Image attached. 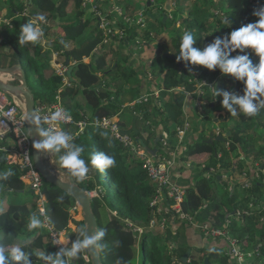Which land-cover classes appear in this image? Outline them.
Listing matches in <instances>:
<instances>
[{"label": "trees", "instance_id": "1", "mask_svg": "<svg viewBox=\"0 0 264 264\" xmlns=\"http://www.w3.org/2000/svg\"><path fill=\"white\" fill-rule=\"evenodd\" d=\"M10 1L12 7L8 15L14 17L11 20V24H0V41H2V38H6L7 47L10 49L8 53L10 59H8L7 65L20 62L23 64L27 76L31 72L37 77L40 93H37L35 88L31 87L35 93L36 103L52 102L57 91L61 89L68 110L76 119H82L87 117V114L77 104L78 96L82 94L92 108V119L117 116L122 128L126 129L128 123L126 118L122 119V115L127 113L130 119L133 116L130 112L124 110L125 106H123L119 98L123 92H130L133 88L123 86L119 89L118 95L115 96L117 98H113L111 97V89L108 87L104 88L101 79L102 77H110L115 70L120 71L115 77L116 80L117 78L120 80L122 77L136 75L137 71L130 66L126 68L121 66L120 61L108 67L105 55L102 52H94L102 41L103 33L98 28H95L88 35L86 34L89 23H87L88 21H83L84 9H82V0H74L75 8L72 17L66 11L70 0ZM223 1L232 16L231 26L230 24L224 26L225 36L232 30L239 29L241 26L255 22L258 19L252 15L254 7L251 6L249 0ZM128 8L133 9V12L136 10L134 5H129ZM141 10L139 8L138 12ZM25 11L27 12L26 15H24ZM145 11L144 13H148L147 11L150 10L146 8ZM136 12L133 13L134 16ZM173 12L176 14V9ZM37 14H43L46 19L57 22V25L65 32L64 35H61L55 41L54 49L62 51L60 54L61 60L66 62L65 59H70L72 63H75L73 64L75 68L71 86L62 87V76L58 75L52 67L51 58L48 52L43 50L40 41L35 44L27 43L23 46L18 43L21 26ZM191 14L193 19L191 25L197 29V36H199L194 46L203 49L207 45L206 43L205 46L201 45L203 42L202 34L209 32L211 28H217V25H213V22L211 23L213 15L209 11L207 0H204V4L201 6L195 4ZM160 19V26L167 24V21L164 22V17ZM46 23H44L45 33L49 29ZM137 30L138 24H133L127 30L130 33L129 39L138 35L136 33ZM63 42H65L64 45H62ZM180 43L181 39L175 41L173 51L178 55ZM247 51L251 52V50ZM235 54L233 53V55ZM23 56L26 60V65L22 61ZM85 57H91V62L86 63ZM251 58L254 63L258 62L259 58L254 54ZM167 60L162 55L158 57L157 61L161 65V70L165 72L163 87L159 90L161 97L153 101L154 107L165 116L162 129H159V134L170 137L168 141L169 152H174L175 150L182 159L187 157V155L209 153V157L203 163L202 169L204 171L200 174L197 183L184 186L186 196L182 204L183 212L189 215L192 220L181 219L173 212L166 213L169 218L174 219L172 222L173 227L169 223L170 225L166 228L171 231L165 236L155 233L151 223L153 217L158 219L162 212L151 206L156 186L143 170L142 162L137 153L133 150H131L132 152L128 150V153H126L127 148L117 138L107 135L102 129L92 124L86 132L88 143H82L83 137L76 142L78 146L84 149L82 154L86 163L89 164L90 176L82 182H79L76 177L72 178L90 194L99 230H106L105 237L98 242L103 246L100 249L101 261L103 264H116L118 259H122L125 264H180L179 256L181 257L189 248H192V252L197 249L196 251L199 254L197 252L198 256L191 254L188 264H204L207 256L210 264H213L212 258L219 259V264H236L232 256L223 255L220 251H217L218 241L224 239L226 245L229 244V241L225 238L212 236L205 238L202 232H197L200 230L194 224L203 222H208L211 226L227 229L233 236L237 234L246 235L247 238L238 237L241 242L245 239L254 242L259 237L261 243L256 247L261 249L262 255H264V220L258 219L264 216V210L259 211L258 214L253 210L252 213H245L239 216V218H243V223L240 225L237 218L231 216L232 213L237 214V211L248 212L251 210L253 202L254 205L261 202V191L264 189V173H261V178L253 179V177L257 172H262L264 169V137H262L263 134H260L259 130L260 127L264 126V109H261L255 116H245L238 111L235 116L231 115L235 118L234 125L229 127L227 125L222 126L221 120H224L225 123L228 119L216 116L214 111L219 102L216 101L212 105L214 102L212 100V91L209 88L210 86L205 85L204 88L208 89L209 94H207L211 97L209 98L211 101L204 105L201 117L204 118L203 120L206 123L208 121L214 122L216 129L211 134H206V126L204 125L203 130L196 134L198 137H194V148L186 151L184 146L186 144L191 145L189 143L190 135L179 144L177 131H171L172 125L180 123L185 115L183 108L186 96L190 94L195 96L197 94L195 91L197 90L198 80L214 82L219 77H226V75L219 68L213 71L200 65L193 66L189 64L191 71L186 67L179 69L178 65L177 67L169 65V68H165L161 63ZM193 71L198 73L197 80H192ZM108 85L106 84V86ZM242 85L243 83L239 82L237 89L240 90ZM182 86H184L183 89L181 88ZM137 107L139 108L140 106H134L132 110L138 116V133L131 130L132 127L128 130L131 131L130 135L139 145H142L140 138L148 144V140L144 139L138 127V122L139 120L143 123L147 122L149 117H151L152 111L151 109H144L140 113L137 111ZM145 126V129H147L150 128L151 124L148 123ZM152 133L157 136V131ZM217 134L222 135L225 140L215 141ZM211 137L214 138L213 143L208 142ZM217 143L224 144L217 146ZM160 144L161 139L157 146ZM7 146V140L0 139V173L7 170L13 172V175L8 180H0V244L6 247L19 246L31 255L32 264H45L44 261L36 256V252L44 250L48 252V255H55L61 249L70 251L72 244L81 238L79 232L82 228L85 229L84 221L77 220L74 217L72 211L76 205L75 199L65 191L44 180L45 184H47L44 188V194L47 196L44 206L49 221L53 224L55 230L66 234L70 242L65 248L57 246L50 230L45 225L42 228L30 231L27 224L32 214H37L42 220V216L39 213L40 207L37 205L40 196L23 180L22 174L24 172L20 167L7 163L6 152L3 150ZM93 146H96L99 152H105L113 156L115 158L114 167L107 169L105 173H101L92 167L90 158L94 152L90 149ZM187 152L188 154H186ZM244 172H247L246 175H244ZM103 174L105 175L104 179L102 177ZM223 175L231 177L233 184L229 185V183L225 182L222 188L226 187V192L222 194L223 189L219 191L217 187L213 186L212 177H214L215 182L221 183L225 178ZM251 178L253 179L252 187L246 188L244 183L251 180ZM104 180L107 182V186L103 183ZM106 189L109 192H106ZM95 190H99L101 193L93 195ZM11 194H25L32 199L29 202L22 203L21 206L23 207L17 208L15 203L18 200L12 202L10 200ZM6 200H9V208H3V203ZM20 202L22 201L20 200ZM105 207L110 211L108 220L103 218V209ZM230 217L232 218V223L229 221L227 225ZM71 223L75 227H72ZM138 228L143 229L142 234L139 233ZM172 229H175L176 233H173ZM182 236L187 237V242L181 246H179L181 243H178V246L170 251L166 243L169 244V242L176 241L177 244ZM195 237L197 238L195 239ZM210 238L216 239V241H212ZM62 258L66 261V264H91L88 250H84L77 257L64 256ZM262 261V264H264V259Z\"/></svg>", "mask_w": 264, "mask_h": 264}, {"label": "rangeland", "instance_id": "2", "mask_svg": "<svg viewBox=\"0 0 264 264\" xmlns=\"http://www.w3.org/2000/svg\"><path fill=\"white\" fill-rule=\"evenodd\" d=\"M109 1L111 2V4H110L111 6L108 7L107 6L108 3L106 2V0H99V8L103 9V10H106L108 8V10H106L108 12V16L107 17L104 16V19L108 18V22L113 23L115 25V27H116L115 34H117V38L115 39L114 37H112L108 33H105V35H104V32H102L103 38L105 36H109V37H106L107 42H104V44H103L102 53L105 55V57L107 59L108 67L116 64L117 61H120L119 62L120 65L124 66L125 68L127 66H130L131 68L137 67V70H136L137 74L136 75L135 74L129 75V77L128 76L122 77L120 80H119V78H117V80H116L115 77H116V75L119 74L120 71L115 70L114 74H112V76H110L111 78L102 77L101 81L103 82V87L104 88L108 87L109 89H111V97H113V98H117L115 96L118 95L119 89L121 87H123V86H125L127 88L132 87L133 88L132 91L123 92L120 95L119 100H121L123 106L126 103H130L128 106H125V107H130L129 110H131V111H133L132 108L134 106L135 107L140 106L139 108L137 107V111L140 113H142V111L144 109H151L152 112H151V117H149V120L145 123H143L141 120H139L138 127H139L140 131H142V133H143V130H142L143 126L145 129L146 128L145 124L150 123L151 124L150 128L145 129V132L152 133V132H156L158 130V132L160 133L159 129H162V123L164 122L163 120H164L165 116H164V114H161V112L159 113L158 109H156L154 107L153 101L150 102V100H151L150 97H161L159 90L163 87V80H164V76H165V72H163L161 70V65L159 63H157L158 57L163 55V53L167 47H169L170 51L172 53H174L173 51H174L175 41L178 39L180 40L182 37V34L185 31L193 32L194 35L196 36L197 40L199 39V36H197V29L191 25L192 21H193L191 11H192L195 4H197L199 6L204 4V0H172L173 5H174V9H176V12H177L176 14H174V12H173L174 9L170 10V11H166L164 9V7H163L164 3H165L164 0H160V1L159 0H150L152 2V4L150 6H146L149 0H109ZM10 2H11L10 0H0V5H1L0 15H1V17L5 18L6 14H8L10 12V8L12 7ZM224 4H225V2L223 0H207V6L209 8V11L213 15L212 19H211V23L213 22V25H217V28L216 27H214L215 29L211 28L209 32H205L202 34V38H203V42L201 43L202 46L203 45L205 46V43L207 45V44L213 42V40L216 36H219V37L225 36L224 35L225 34L224 26L228 25V24L224 23V20L227 18L229 20V22L231 23L232 16H231V12H228V10L226 9ZM129 5H134V7L136 9L135 11H137V12H138L139 8L142 9V7L144 8L143 9L144 11L146 10V8H148L150 11H147L148 13H144L143 16L141 13L137 14V12H136L137 15L135 14V16H136L135 17L133 15V13L135 11L133 12V9L128 8ZM74 8H75V2H74V0H70L68 6L66 8V11H67L68 15L71 17L73 16ZM92 8L93 7H91L90 4H88L86 0H82V9H84L83 21H85V22L88 21L87 23H89V26H88L87 32H86L87 35L92 31V29H95V28L99 29V20L97 19L95 11H92ZM163 11H165V13H167V24L166 25L163 24L162 26H160L161 25V19L160 18L162 17ZM149 12L154 13L153 16L155 17V19H153L152 16H151V18H149V16H150ZM114 20H115V22H114ZM46 21H47L46 25L49 26L48 32L45 33L46 29H44V23L41 24V28L44 32L46 42H51L52 41L51 39H55L54 41H57L63 33L62 30H60L62 33L59 32V29L61 27L59 25H57L58 24L57 22L51 21L50 19H46ZM105 21H107V20H105ZM133 24H138V30L136 31V33H138V35L134 36L132 39H129L130 33L127 30L129 28H131L133 26ZM230 26H231V24H230ZM234 28H235V26H234ZM149 29L151 31H147ZM149 32L151 35L149 34ZM148 34H149V36H148ZM2 40L7 42L6 38L5 39L2 38ZM42 41H43V39L41 38L40 39L41 44H42ZM0 42H2V41H0ZM69 43H70V41H69ZM51 44H52V42H51ZM249 50H251V49H249ZM6 51H7L6 48L0 49V56L4 55L5 61L7 58L6 56L8 55L7 53H4ZM53 53H57V52L56 51L53 52L52 49L48 51V54L51 56H53ZM15 55H17V54H15ZM16 57H18V56H16ZM109 57L111 59H109ZM124 58H127V59H124ZM2 61H3V59H0V65L5 64V61H3V62ZM22 61H23L24 65H26V60H25L24 56L22 58ZM90 62H91V58H87L86 63H90ZM161 64H162V66L164 65L165 68L166 67L169 68L170 66L177 67V64L174 61H171L169 59L167 61H163ZM197 66H199V65H197ZM128 72H130V71L128 70ZM197 74L198 73L193 71L192 80H197V78H198ZM27 77H28L29 85L31 87H34L37 93H40V89L38 88L39 82H38L37 77L31 72L28 73ZM112 80H113V82L110 84V82ZM206 82L207 81H205V80H202V81L198 80L197 81V90L195 91L197 94L195 96H193L192 94H190L189 96H186V100H185V104H184V108H183L185 115L182 117V120L180 121V123L174 124L171 127V131L172 130L177 131V137L179 139V142H178L179 144L182 143L184 138H186L189 135H190V138H193L192 140H194V133L199 132L200 130H203L204 125L206 126V132H205L206 134H211V132L214 131V129H216L214 122L208 121V123H206V121L203 120L204 118L201 117L204 105L211 101V99H209L211 97L208 96V94H209L208 89L204 88V86L206 85ZM106 84H109V85L106 86ZM237 84H239V81H237L231 75H229V76L226 75V77L222 76V77H219L214 82H210L209 85L211 87H209L207 85L212 91V94H213L212 100L219 102L217 104V106L215 107L216 110L214 111L216 116L220 117V118H227L228 119L227 122H225V123H224V120H221L222 126L227 125L229 127V126L234 125L235 118L232 117L231 114H229L230 112H228V110H226L222 106L223 97L222 96L215 97L214 91H215V89H219L221 91H227V92H229V94L235 93L238 95H243L244 94V92H243L244 86L242 85V88L239 90V89H237ZM181 88L183 89L184 86H182ZM116 90H117V93H116ZM82 97H83L82 94H80L78 96L77 104L83 111H85L84 110V106H85L86 110L88 111L87 117L92 118V116H91L92 108L88 109L89 104L87 103L85 97H84L85 100ZM122 97H140V98L135 99L131 102H127ZM189 97L190 98L192 97V98H194L195 101H198V104L196 105L195 109L192 106L187 107V114L193 113V115H192L193 119H190V117L186 114V105H187V100ZM147 104H148V106H147ZM122 116H123L122 119L126 118V122L128 123L127 124L128 128L132 127L131 125L133 123V119H130V116H128L127 113L122 115ZM154 126L155 127L157 126L158 128L157 127L154 128ZM259 130L261 132L260 134H263L262 137H264V126L260 127ZM87 136L88 135L86 134L82 138V143H85V142L88 143ZM152 136H154V135H152ZM166 136L165 135L160 136V138H163L161 144L158 146V147H160L161 150L165 149L163 140H165L166 142H168L170 140V137H168V136L166 137ZM194 141H192L190 143L191 145L186 144L184 146V149L185 150L193 149L194 148V145H193ZM215 141H218V140H215ZM223 144L224 143H221V144L217 143V146H220V145L222 146ZM259 145H261V144L259 143ZM90 150H93L94 153L99 152V149L96 146H93ZM128 150L131 151L130 148H127L126 153H128ZM186 154H188V152ZM193 156H194V154H193ZM193 156L187 155V157H184V161L185 162L188 161L189 163H188V165L186 163V165L184 167L180 168V169H182L183 173H185V174L173 177V181L175 183H177L181 186H186V185H191V184L197 183V181L199 180L200 174L204 171L202 168H203V163L205 162L204 161L205 159L202 160L204 162H202V164H200L201 162L197 163L196 162L197 160H195V158H193ZM57 159H58V156H57ZM180 161H182V158L180 159V157L177 155V162L180 163ZM96 170H98V169H96ZM259 172H260V176H261V173H263V171L262 172L259 171ZM186 173H188V175H186ZM246 173L247 172H244V175H246ZM206 175H207V173H206ZM223 176L225 178L221 183L215 182L214 177H212L213 186L217 187L219 191H221L223 189L221 192L222 194L224 192H226V190H225L226 187L222 188L223 185H225V182L229 183V185L233 184L231 177H228L227 175H223ZM102 177L104 179L105 175L103 174ZM103 183L106 184L105 186L108 185L105 180ZM153 184L155 185V183H153ZM46 185L47 184L44 183L43 191H44V188L46 187ZM244 185H245V183H244ZM250 187H252V184H250ZM247 188H249V187H247ZM106 192H109V190L106 189ZM99 193H101V192H99V190H98V192L94 193L93 195H99ZM261 193H262L261 202L259 204L257 203L256 205H254V202H253L251 205V210L248 211L249 213H252L253 210H255L256 213L258 214L259 213L258 207L260 205H262V207L260 206L261 208H264V189L261 191ZM37 195H39V194H37ZM10 196H11V198L16 196L17 198H19L17 200L19 202L21 200L22 203L29 202L32 199L29 195H25V194H16V195L11 194ZM41 201H42V199L40 196V199L37 201V205L39 207H40ZM169 208L170 207L167 205L165 207H163L162 208L163 213L159 216L157 221L155 218V222L151 223V227L155 233L163 234L165 236L168 234L169 231H171V230L166 229L167 226H169L170 224L173 227L172 222L174 221V219H171V217L169 218L167 215H165V211H167V209H169ZM23 210H25V208H23ZM73 214L77 220L82 219V211H81V208L79 206H78V209H76V210L73 209ZM109 216H110V211L105 207L103 209L104 220H108ZM231 216H233V218L234 217L237 218V220L239 221V225L243 223V218H239L238 211H237V214L232 213ZM258 219L263 221L264 216H262ZM229 221L232 223L231 217L229 218L227 223ZM42 222H43V225H45V219L43 218V216H42ZM206 223H208V222H206ZM70 225L72 227H75V225L72 223ZM172 230H173V233H176L175 229H172ZM228 230H230V229H228ZM259 231L261 232V230H259ZM197 232H201V231H197ZM225 234H226L225 235L226 238L231 243V247L235 246V247L241 248L243 260H242V262H240L237 258H235L236 264H256L257 262H258V264L263 263L262 260L264 259V255H262L261 249H258L256 247L258 244L261 243L259 237L256 238V241H254V242L248 241L247 239H245V240H243V243L241 246L239 244L240 239L238 237L247 238L246 235L237 234V235L233 236L231 234V232H229V231H225ZM205 236H206L205 238L208 237L207 235H205ZM53 240L56 243V245L60 246L61 248L67 247L69 242H70L69 238L64 233L61 234L60 239L58 238L57 240H55L53 238ZM187 240L188 239L186 236H182L179 238L180 242H177V244H176V241H174V242L172 241V242H169V244L166 243V245L168 246L169 250L171 251L174 247L178 246V243L179 244L181 243L179 245V246H181L185 242H187ZM210 240L216 241V239L213 240V238H210ZM218 243H219V245H218L217 251H220L223 255H227L228 245H226L225 240L221 239V241H218ZM243 245H245V246H243ZM196 250L194 249L192 252V254L194 256H198L197 255L198 252ZM243 250H244V252H243ZM39 252H45V254L48 255L47 251H44V250L43 251H37L36 253H39ZM261 257H263V259H261ZM179 258H180V256H179ZM219 262H220L219 259L212 258L213 264H219ZM67 264H69V263H67Z\"/></svg>", "mask_w": 264, "mask_h": 264}, {"label": "clouds", "instance_id": "3", "mask_svg": "<svg viewBox=\"0 0 264 264\" xmlns=\"http://www.w3.org/2000/svg\"><path fill=\"white\" fill-rule=\"evenodd\" d=\"M252 15L258 18L255 22L234 29L223 38L216 36L213 42L203 49L194 46L197 43L194 33L185 31L181 37L179 55L176 57L177 62L184 61L186 68H189V64L204 66L213 71L219 68L223 74L231 75L243 83V95L229 94L219 89L214 91L215 97H223L222 106L232 116H235L238 111L245 116H255L261 109H264V4L254 9ZM46 22L43 14H37L23 24L18 37L19 45L38 43L44 35L40 25ZM224 23L229 24L230 22L226 18ZM249 49L251 52L247 51ZM233 53L236 54L233 55ZM253 54L259 58L256 63L251 58ZM66 115L63 110L59 109L52 112L50 116L43 117L38 112L32 111L27 117V123L34 126L37 135L42 138L34 141L33 147L40 153L58 154L56 162L59 168L68 170L71 176L82 182L89 172V164L82 158L83 147L74 143V137L70 132L63 129L54 130L52 127L64 120ZM122 130L125 129L122 128ZM90 164L101 173H105L107 169L114 167L115 158L105 152H95L91 155ZM12 175L11 170L4 171L0 173V180L6 181ZM43 226L39 216L32 214L27 224L28 229L31 231ZM105 235L106 230L104 229L87 235L85 229L82 228L79 232L81 238L72 244L70 251L61 249L55 255L39 252L36 256L45 264H66L62 257H77L84 250L94 252L98 256L99 250L103 247L98 242ZM30 257L31 255L19 246L9 249L0 244V264H32ZM116 264H125V262L118 259Z\"/></svg>", "mask_w": 264, "mask_h": 264}, {"label": "built area", "instance_id": "4", "mask_svg": "<svg viewBox=\"0 0 264 264\" xmlns=\"http://www.w3.org/2000/svg\"><path fill=\"white\" fill-rule=\"evenodd\" d=\"M30 1V0H27ZM88 4H90L92 11H95L97 19L99 20V29L105 33H108L115 39L117 38V34H115L116 27L113 23L108 22V18L104 19V16H108V8L106 10L99 8V0H86ZM106 0L108 3L107 6H111V2ZM250 4L254 9L260 7L264 4V0H249ZM142 16L144 14V10L142 9L140 12ZM27 12H24L26 15ZM3 18V17H2ZM0 15V24L6 23L11 24V20H3ZM107 20V21H105ZM115 22V20H114ZM105 36L99 45L96 47L94 52H102V47L104 42H107ZM106 39V40H105ZM57 53H53L52 56V64L54 65V69L56 73L62 76V87L65 88L67 86H71V79L68 76L67 72L69 66L66 64L64 60L60 59L61 51H56ZM87 58L85 57V62ZM75 64V63H73ZM210 83V82H209ZM208 82L206 85L210 86ZM211 87V86H210ZM38 113L43 116H50L52 112L56 110H63L67 115L64 120L60 121L58 125H53L54 130L63 129L67 132H70L74 137V143L80 140L85 136L89 126L94 124L95 126L102 129L107 135H111L117 138L126 148H130L135 151L142 162V168L146 172L150 181L155 183L156 192L154 194L153 199L151 200V206L153 208H157L158 211L162 212V208L166 205L170 208L165 211L166 213L173 212L181 219H188L189 221L192 218L183 212V202L186 196V189L184 186H181L173 181V177L175 176L176 164H177V154L176 151L169 152L168 142L163 140L165 149L164 153H157L156 156L152 155L148 150L143 149L142 145H135V141L133 137L129 134L122 133V127L118 121L117 116L114 117H103L102 119H92L89 117H85L82 119H76L73 114L68 110L66 103L64 102L63 92L59 89L55 95V99L52 102L45 103L40 102L36 106ZM45 127H49V125H45ZM68 128H73L74 130H68ZM167 137V136H166ZM165 138V137H164ZM0 139H5L8 142V146L3 148L6 152L7 163L10 165H18L20 169L24 172L22 174L23 180L29 184L35 193L41 196V204L39 213L45 219V226L50 230L52 238L57 240L60 239L61 232L55 230L52 223H50L49 218L46 213V209L44 203L47 201L46 196L43 191L44 187V178L37 170L34 160H33V152H32V141L28 132L26 118L23 114L21 104L18 100L9 96L6 92L0 89ZM161 138V142H162ZM168 153V154H167ZM51 158V156H50ZM83 158V154H82ZM84 159V158H83ZM188 165V164H187ZM66 170V169H65ZM68 172V170H66ZM264 173V169H263ZM90 176V169L87 174V178ZM74 177V176H72ZM260 172L256 173L254 178H259ZM253 179L245 182V187H250V184L253 183ZM252 181V182H251ZM97 191H93V194ZM262 207V205H260ZM259 208V211L264 210V208ZM74 210L78 209V204L73 207ZM73 212V211H72ZM249 214V212L238 211V215L241 216L243 214ZM167 215V214H166ZM157 221V218H156ZM152 222H155L153 217ZM157 223V222H156ZM229 222L227 223V225ZM197 229H199L202 234L207 235L208 237H217V238H226L225 231L222 227L211 226L209 223H195L194 224ZM140 234L143 233L142 228H138ZM204 235V236H205ZM206 237V236H205ZM239 240V239H238ZM229 250L227 254L232 256L234 260L237 258L240 262H242V252L240 247H231L230 241ZM243 241L239 240V244L242 246ZM245 246V245H243ZM248 246V245H247ZM243 248V247H242ZM247 248V247H246ZM244 252V250H243ZM180 264H183L182 262Z\"/></svg>", "mask_w": 264, "mask_h": 264}, {"label": "water", "instance_id": "5", "mask_svg": "<svg viewBox=\"0 0 264 264\" xmlns=\"http://www.w3.org/2000/svg\"><path fill=\"white\" fill-rule=\"evenodd\" d=\"M151 4L152 2L149 0L147 6H150ZM142 9L144 8L142 7ZM173 9H174L173 1L166 0L165 10L170 11ZM149 15L152 16L153 19H155L153 13L149 12ZM166 21H167V14L164 13V22ZM177 56L178 55L176 53H171L170 49H167L164 53V57L174 61L175 63H177L179 68L182 69L185 67V63L184 61L177 62L176 60ZM66 64L69 66L67 74L70 77V79L73 80L72 72L75 66L71 64L70 59H66ZM0 89L6 92L12 98L19 101V103L21 104L23 114L26 118V122L30 112L32 111L38 112L36 108L37 103H36L35 93L31 88V86L29 85L27 74L22 63L17 62L6 66H0ZM124 110L130 112L131 115L133 116V123L131 130L135 131V133H138L137 130L138 116L136 115L135 112L129 110V107H125ZM27 128L32 141L33 160L37 170L40 172L44 180L60 188L61 190L65 191L75 199L76 204H78V206L81 208L82 211L81 220L84 221V228L87 235H92L94 232L99 231V224L96 214L93 210L90 194L85 189H83L77 182H75L72 176L66 170L59 168L56 162L58 154L40 153L38 152V150H36L33 147V142L40 140L42 138L37 135L34 126H30L27 123ZM122 133L130 134L131 131L122 130ZM160 139L161 138L159 137L156 143H158ZM216 140H225V138L222 135H219L216 137ZM213 141H214L213 137H211L208 140L209 143H213ZM140 142L143 146L146 147V149L152 155L154 156L157 155L158 152L157 147L153 149L147 147L146 143L142 138H140ZM89 254H90L91 264H103L101 261L100 250L98 256L94 252H89ZM191 254H192V248H189L180 257V261L183 262V264H188ZM204 264H210L208 256L205 257Z\"/></svg>", "mask_w": 264, "mask_h": 264}, {"label": "crops", "instance_id": "6", "mask_svg": "<svg viewBox=\"0 0 264 264\" xmlns=\"http://www.w3.org/2000/svg\"><path fill=\"white\" fill-rule=\"evenodd\" d=\"M13 17L14 16H9L8 14H6V17L5 18H2L3 20H7V21H10V20H12L13 19ZM41 26V25H40ZM59 28V27H58ZM60 30H62L63 31V33L60 31ZM59 32H61L62 33V35H64V30L62 29V28H60L59 29ZM42 39H43V41H42V46H43V50L44 51H46V52H48L49 50H53V52H55V51H58V50H56V49H54V44H55V39H51L52 41V44H51V42H46V39H45V36L43 35L42 37H41ZM61 41V40H60ZM54 43V44H53ZM65 44V42H63L62 43V45H64ZM3 48H6V52H4V53H9L10 52V49L7 47V44H6V42L4 41V40H2V42H0V49H3ZM62 52V51H61ZM6 54V55H7ZM10 55L8 54L6 57V61L4 60V55H1L0 56V59H3V61H5V64L4 65H0V66H6L7 64H8V59H10V57H9ZM50 57H51V60H52V56L51 55H49ZM112 56V55H111ZM109 59H111L110 57H109ZM66 60V59H65ZM2 61V62H3ZM51 64H52V62H51ZM71 64L73 65V63L71 62ZM132 66V65H131ZM138 66V65H137ZM52 67L54 68V65L52 64ZM133 68V67H132ZM135 70H137V67H135ZM74 71V70H73ZM72 75H73V72H72ZM112 76V75H111ZM109 78H111V77H109ZM83 96V95H82ZM83 99H84V96L82 97ZM123 99H125L127 102H131V101H133V100H135V99H138V98H140V97H122ZM156 98H158V97H150V102L151 101H154V100H157ZM85 100V99H84ZM198 100V99H197ZM216 101H214L213 102V104L212 105H214V103H215ZM130 103H126L124 106H128ZM198 104V101H195L194 100V98H188V100H187V105H186V114H187V107H189V106H192L194 109H195V107H196V105ZM147 106H148V104H147ZM91 107L90 106H88V109H90ZM84 110L85 111H83V112H85L87 115H88V111L86 110V108H85V106H84ZM215 110H216V108H215ZM218 111V110H217ZM189 117H190V119H193V113H191V114H187ZM202 116V115H201ZM118 118V117H117ZM133 119V118H132ZM217 119H219V118H217ZM143 125V124H142ZM157 127V126H156ZM155 126H154V128H156ZM141 128V127H140ZM158 128V127H157ZM124 129V128H123ZM129 128L128 127H126V129L125 130H128ZM68 130H74L73 128H68ZM142 130H143V133H142V131H141V133H142V135H143V137H144V139H146V140H148V144H146L147 145V147H150V148H155V147H157L158 148V152L159 153H164L163 152V150H161L160 149V147H158L157 146V143H156V141H158V138L161 136V134H159V132H158V130H157V136L156 135H154L153 133H149V132H145V129H144V126H143V128H142ZM196 134H198V132H196V133H194V137L196 136ZM152 135H154V136H152ZM164 135V134H163ZM196 137H198V136H196ZM134 139V138H133ZM193 138H190V141H189V143H191L192 141H194V140H192ZM135 141V140H134ZM137 144H139L138 142H135V145H137ZM189 145V144H188ZM142 148L143 149H146V147L145 146H143L142 145ZM187 148V147H186ZM147 150V149H146ZM188 150V149H187ZM186 150V151H187ZM157 152V153H158ZM193 156V155H192ZM209 157V153H201V154H194V156H193V158H195V160H197L196 162L197 163H200V164H202V162H204V161H206V159ZM181 159V158H180ZM205 159V160H204ZM202 160H204V161H202ZM186 163L188 164L189 162L187 161V162H185L184 161V159H182V161H180V163H178L177 162V164H176V170H175V176H179V175H183V174H185V173H183V171H182V169H180L181 167H184L185 165H186ZM205 163V162H204ZM192 165V164H191ZM65 170V169H64ZM179 170V171H178ZM190 173V172H189ZM186 175H188V173H186ZM45 196H46V194H45ZM46 198H47V196H46ZM10 200H12V202H15V200H17V197L16 196H14L13 198H11L10 197ZM14 200V201H13ZM8 201L9 200H6L4 203H3V208H9V204H8ZM19 202V201H18ZM15 203V204H17V208H21V207H23V206H21L22 205V202H20V203ZM197 237H195V239H196ZM12 246H10V247H7V248H11Z\"/></svg>", "mask_w": 264, "mask_h": 264}, {"label": "flooded vegetation", "instance_id": "7", "mask_svg": "<svg viewBox=\"0 0 264 264\" xmlns=\"http://www.w3.org/2000/svg\"><path fill=\"white\" fill-rule=\"evenodd\" d=\"M165 2H166V1H165ZM163 7H164V9H165V3H164V6H163ZM164 13H165V11H163V13H162V17H164ZM167 49H170V48L167 47L166 50H167ZM166 50H165V51H166ZM165 51H164V53H165ZM170 52H171V51H170ZM164 53H163V56H164ZM171 53H172V52H171ZM177 55H178V54H177ZM176 64H177V63H176ZM179 69H180V68H179Z\"/></svg>", "mask_w": 264, "mask_h": 264}]
</instances>
